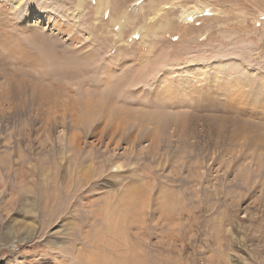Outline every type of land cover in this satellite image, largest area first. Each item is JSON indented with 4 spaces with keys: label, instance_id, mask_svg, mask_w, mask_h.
<instances>
[{
    "label": "rangeland",
    "instance_id": "1",
    "mask_svg": "<svg viewBox=\"0 0 264 264\" xmlns=\"http://www.w3.org/2000/svg\"><path fill=\"white\" fill-rule=\"evenodd\" d=\"M0 6V264H264V0Z\"/></svg>",
    "mask_w": 264,
    "mask_h": 264
},
{
    "label": "bare ground",
    "instance_id": "2",
    "mask_svg": "<svg viewBox=\"0 0 264 264\" xmlns=\"http://www.w3.org/2000/svg\"><path fill=\"white\" fill-rule=\"evenodd\" d=\"M4 2V1H3ZM15 6H17V7H20V2H18V1H15ZM197 6V5H196ZM1 7V6H0ZM192 7V6H191ZM194 7V6H193ZM192 7V8H193ZM189 8V7H188ZM198 9V8H197ZM10 10H12V9H10ZM24 10H26V9H24ZM28 10V9H27ZM199 10V9H198ZM19 12V11H18ZM22 12V11H21ZM25 12V11H24ZM193 12H197V11H193ZM193 12H188V10H186V8L184 9V12L182 13V16L183 17H185V15H189V17H191V15H192V13ZM18 14H20V13H17V11H16V9H15V11L14 12H11V14H8L7 15V17L9 16V17H11V21H16V22H13V24L16 26V27H19V29H21V30H24V28H28V27H30L31 28V26L29 25V24H27L26 25V23H28V21H26V16L25 15H23V14H20V15H18ZM28 14V13H27ZM193 16V15H192ZM22 17H23V19H22ZM186 18H188V17H186ZM192 18V17H191ZM183 19H185V18H183ZM185 20H187V19H185ZM31 22V21H30ZM29 22V23H30ZM9 23V22H8ZM7 24V23H6ZM12 23H9V25L11 26V25H13ZM22 24V25H21ZM64 27H61L60 28V24L58 25V28L57 29H59V31H65V29H63ZM32 29V28H31ZM14 30H16V29H14ZM21 30H20V32H21ZM25 31H27V30H24V32ZM62 33V32H61ZM3 37V36H2ZM2 37H1V41H3L4 39H2ZM56 38V37H55ZM54 39V38H53ZM6 40V39H5ZM57 40V39H56ZM10 43V42H9ZM8 43V44H9ZM18 43H19V41H18ZM6 44V43H5ZM13 44H15V43H13ZM20 44V43H19ZM10 45V44H9ZM8 45V46H9ZM52 45H54V44H52ZM2 46V45H1ZM5 47V46H4ZM12 52H13V50L15 49V47H11L10 46V48H9ZM8 50V49H7ZM9 52V51H8ZM11 52V53H12ZM19 52V51H18ZM21 52V51H20ZM66 52V51H65ZM22 53V52H21ZM72 53V52H71ZM4 54V53H3ZM15 54V53H14ZM15 55H17V54H15ZM67 54H65V56H66ZM1 56V55H0ZM7 56H8V54H7ZM21 56H22V54H21ZM26 56V55H25ZM69 56V55H68ZM2 57V56H1ZM0 57V59H3V58H1ZM37 58V57H36ZM74 58H76L75 56H74ZM23 59V58H22ZM73 59V58H72ZM5 61V60H4ZM8 61V60H7ZM18 61V60H17ZM19 62V61H18ZM26 62V61H25ZM2 63V62H1ZM13 63V62H12ZM20 63V62H19ZM32 63V62H31ZM17 64V63H16ZM23 64V63H22ZM30 64V63H29ZM2 65V64H1ZM19 66H20V64H18ZM34 65V64H33ZM17 66V65H16ZM24 66V65H23ZM15 71V70H14ZM29 72V71H28ZM45 72V71H44ZM31 74V73H30ZM46 83V82H45ZM171 92V91H170ZM110 239V238H109ZM126 240V239H125ZM124 240V241H125ZM128 241V240H127ZM128 244V243H127ZM109 245V244H108ZM125 246V248H126V244L124 245ZM109 247H111V249L113 248L114 249V247L113 246H109ZM98 248V247H97ZM124 248V249H125ZM128 250L129 249H127L126 251L128 252ZM118 251V250H117ZM124 252V251H123ZM117 253H120L119 251L117 252ZM124 255V254H123ZM127 257V256H126ZM112 258V257H111ZM114 258V257H113ZM124 258V257H123ZM120 260H122V258L120 259ZM121 262V261H120ZM137 262V261H136ZM122 264H124V263H122ZM136 264H138V263H136Z\"/></svg>",
    "mask_w": 264,
    "mask_h": 264
}]
</instances>
